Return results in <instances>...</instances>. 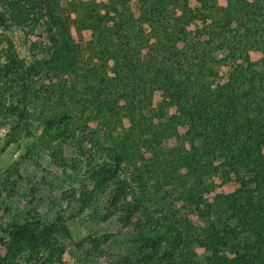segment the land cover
<instances>
[{
	"label": "trees",
	"instance_id": "16d2710c",
	"mask_svg": "<svg viewBox=\"0 0 264 264\" xmlns=\"http://www.w3.org/2000/svg\"><path fill=\"white\" fill-rule=\"evenodd\" d=\"M2 1L0 19L36 33L29 48L43 57L27 67L7 38L0 122L15 118L17 134L35 129L75 147L95 182L81 200L104 205L126 228L114 240L128 250L118 264H203L195 242L211 250L205 264H264V0H91V23L83 0ZM217 50L230 71L214 86ZM24 70L70 79L58 96L21 84ZM121 97L127 110L117 109ZM218 174L239 188L216 191ZM10 209L0 201V264H69L67 225L4 222ZM195 215L208 223L202 237ZM235 236L245 248L228 255Z\"/></svg>",
	"mask_w": 264,
	"mask_h": 264
},
{
	"label": "rangeland",
	"instance_id": "374dc122",
	"mask_svg": "<svg viewBox=\"0 0 264 264\" xmlns=\"http://www.w3.org/2000/svg\"><path fill=\"white\" fill-rule=\"evenodd\" d=\"M83 1L85 4L82 5V9L85 12V18L88 23H91L93 19L88 15L92 10L90 8L91 0ZM220 3L226 5L227 1L220 0ZM102 11L104 14V9ZM2 12L8 13L3 1L0 0V14ZM206 13H208V10H206ZM198 15L202 17L198 21L201 24L203 16L206 14L205 12H198ZM220 16L222 17V15ZM188 17V29L196 32L200 28L199 24L192 20L191 15H188ZM85 33L91 35L92 28ZM7 38L15 44L20 56L25 59L27 67L34 63L37 57H43L41 52L35 53L29 48L31 41L37 39L36 33L29 31L27 28L14 25L7 16L6 22L0 19L1 65L9 59L7 51L10 43ZM125 50L126 47L123 51ZM216 54L214 69L218 74L215 78L213 76L209 78V80L215 81L214 86L217 85L219 80L226 79L230 71L224 65L226 55L219 52V50L216 51ZM117 55H112L109 61V72L113 76L117 73V70L111 71L117 65ZM262 56V53L259 52L256 54V59H260ZM134 59H136V56ZM157 69L158 66L153 69L155 80L158 77ZM120 71L123 76L125 71ZM181 76L180 74L175 75L178 80H181ZM19 77L20 83L23 85L33 84L35 90L38 91H46L47 87L54 88L58 96L62 95L60 85L66 79H70L68 76L66 78L54 77L52 74H43L31 78L26 70L21 72ZM162 85L164 87L166 83ZM162 92L163 89L155 92L153 105L157 104L158 99L162 101ZM108 95H110V92H108ZM126 105H128L126 99L121 97L117 109L127 110ZM16 125L17 119L15 118L3 119L0 122V201L3 206L7 204L11 208L10 212L7 215L5 214L3 221H12L13 218H19L21 221L40 218V221L45 220L56 223L58 226L67 225L73 233L72 237L65 238L68 245L66 259L69 264H118L121 259H124L123 257L128 250L126 245H116L114 247V240L119 235H124L126 228L119 216L106 210L104 205L98 210L94 209V206L87 207L81 200L83 192L88 191L95 185V182L90 179L92 173L88 171L89 166L84 161L78 160L79 154L69 142H59L58 139L45 137L42 132L35 129L31 133L17 134L14 130ZM116 125L118 129H125L128 128V121L125 119L124 124L117 122ZM143 151V155L147 158L151 155L146 149H143ZM55 153L64 156L66 161L72 164V167L63 168L54 156ZM213 178L222 181L218 182L219 186H216V191L234 192L240 185L238 183L234 186L224 184L221 174L212 177L211 180ZM252 195L255 196V193L253 192ZM1 212H4V210ZM194 218L197 233L202 237L208 223L201 216L195 215ZM245 244V240H239L235 236L226 251L228 255H234L238 249L243 251ZM193 249L200 261L205 264V258L208 254H211V250L197 242L193 245ZM0 251L4 254L5 247L0 245ZM86 251H88V255ZM79 256L82 260L79 259ZM137 257L139 256L134 255L131 258L136 262Z\"/></svg>",
	"mask_w": 264,
	"mask_h": 264
}]
</instances>
